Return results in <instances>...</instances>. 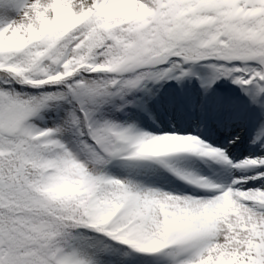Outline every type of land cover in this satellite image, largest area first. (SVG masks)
I'll return each mask as SVG.
<instances>
[{"label": "snow or ice", "instance_id": "obj_1", "mask_svg": "<svg viewBox=\"0 0 264 264\" xmlns=\"http://www.w3.org/2000/svg\"><path fill=\"white\" fill-rule=\"evenodd\" d=\"M0 264H264V0H0Z\"/></svg>", "mask_w": 264, "mask_h": 264}]
</instances>
